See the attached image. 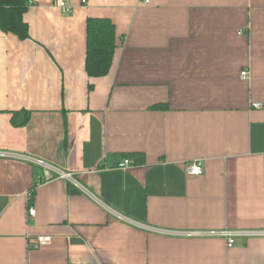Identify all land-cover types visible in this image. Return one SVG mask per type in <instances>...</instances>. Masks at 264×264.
I'll list each match as a JSON object with an SVG mask.
<instances>
[{
	"label": "crops",
	"instance_id": "1",
	"mask_svg": "<svg viewBox=\"0 0 264 264\" xmlns=\"http://www.w3.org/2000/svg\"><path fill=\"white\" fill-rule=\"evenodd\" d=\"M30 2L31 39L0 31V264H264L196 236L264 232V0ZM90 18L118 36L99 79Z\"/></svg>",
	"mask_w": 264,
	"mask_h": 264
},
{
	"label": "trees",
	"instance_id": "2",
	"mask_svg": "<svg viewBox=\"0 0 264 264\" xmlns=\"http://www.w3.org/2000/svg\"><path fill=\"white\" fill-rule=\"evenodd\" d=\"M30 4V0H0V31L15 35L22 41L31 39L30 29L25 20ZM118 47L116 26L110 19H88L86 71L91 79L109 75ZM166 109L168 108L162 105L153 108L156 111ZM29 119L30 114L27 112L15 113L12 121L14 126L19 127L26 125ZM128 159H134L137 165L145 163L143 155H132Z\"/></svg>",
	"mask_w": 264,
	"mask_h": 264
},
{
	"label": "built area",
	"instance_id": "3",
	"mask_svg": "<svg viewBox=\"0 0 264 264\" xmlns=\"http://www.w3.org/2000/svg\"><path fill=\"white\" fill-rule=\"evenodd\" d=\"M84 3H87V0H83ZM60 7L63 10H69V8L67 7V4L65 3H61ZM242 79L243 80H249L250 78V74L248 71H243L242 74ZM262 105L259 103H254L252 105V108L256 109V110H260L262 109ZM131 161L130 160H125L123 163L119 164L118 168L125 170L126 168H128L131 165ZM188 173L190 175H194V176H202L203 175V170L201 168L200 165H193L189 170ZM45 175L48 179L52 178L51 172L49 170L48 167H46V172ZM60 177L62 179H66V180H73V176L71 174L68 173H59ZM29 215L31 217L35 216V209L33 207H30L29 209ZM196 236H214V237H221L227 240L228 242V248H233L236 240L238 238H255V237H264V232L263 231H246V232H233V231H222V232H211V233H198L196 234ZM52 243V238L51 237H44V236H40V237H36V238H32L29 241V246L30 249L32 250H39L43 247L49 246Z\"/></svg>",
	"mask_w": 264,
	"mask_h": 264
}]
</instances>
